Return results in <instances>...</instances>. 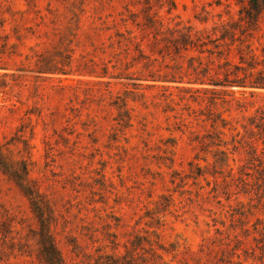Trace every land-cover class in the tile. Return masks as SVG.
<instances>
[{"label": "rangeland", "instance_id": "rangeland-1", "mask_svg": "<svg viewBox=\"0 0 264 264\" xmlns=\"http://www.w3.org/2000/svg\"><path fill=\"white\" fill-rule=\"evenodd\" d=\"M145 2L0 0V143L29 163L67 264H264V89L228 87L194 101L151 81L135 89L77 71L91 59L126 68L131 57L113 52L109 36L135 28ZM175 2L170 13L159 9L164 21L200 28L239 9L234 0ZM247 40L263 58L264 19ZM235 47L229 59L238 63ZM118 95L131 126L111 104ZM215 115L226 119L217 125L228 164L208 136ZM37 228L28 199L0 170V264H45Z\"/></svg>", "mask_w": 264, "mask_h": 264}, {"label": "trees", "instance_id": "trees-1", "mask_svg": "<svg viewBox=\"0 0 264 264\" xmlns=\"http://www.w3.org/2000/svg\"><path fill=\"white\" fill-rule=\"evenodd\" d=\"M239 6L237 17L230 15L226 20L215 21L210 27H197L194 24H183L177 22L171 24L165 22L159 14V9L167 7L170 13L176 8L175 0H146L141 10L142 20L132 18L135 28L126 27L125 31L116 29L110 35V47L115 52L122 49L125 57H131V61H126L124 70L111 72L110 62L98 63L91 59L92 65L85 64L77 71L80 75H89L97 78L96 83H109L106 77L127 79L132 81V85L137 88H149V81L153 82L150 87H159L166 91L175 88L179 91L191 93L190 97L182 95L181 99H193L197 101L200 93H212L213 96L219 92L226 91L228 87L243 88H263L264 89V57L256 52L252 43L247 42L254 31L260 29L264 19V0H234ZM220 3H218L219 5ZM211 5V4H210ZM157 6V8H155ZM229 6V5H228ZM230 13V10H227ZM208 14V12H207ZM201 22L206 23V15L196 16ZM124 22L128 21L123 19ZM79 27V26H78ZM138 30V32H137ZM239 62L234 63L229 56L235 46ZM134 52V53H133ZM264 52V49H263ZM121 51L114 53L119 56ZM114 56V57H116ZM72 63V56L69 58ZM156 62H160L156 71L144 73L141 71L125 72V70L142 64L149 69V66L157 67ZM118 64H113L117 70ZM60 71H65L60 68ZM82 81V80H80ZM132 90L126 89L125 93ZM197 93V95H196ZM119 109V118L125 126L132 125V116L127 106V96L118 95L111 102ZM212 118V126L226 122L225 118L217 115ZM216 126L214 135L208 134L219 154V161L228 164V149H222L226 141L221 136L222 131ZM194 132V131H193ZM251 139V138H250ZM253 149L256 146L253 140H246ZM206 140L202 143L204 144ZM233 151H236L235 149ZM234 153V152H232ZM0 170L7 175L21 190L30 203L31 211L37 221L36 239L39 250V259L45 264H67L56 239L51 230L52 227V207L42 195L36 183L30 176L29 163L26 160L15 159L10 156L0 143ZM117 245V243H115ZM139 242L132 243V249L126 248V255L133 257ZM165 251H169L161 246ZM125 255H123L124 257ZM118 258V257H117ZM114 260V258H110Z\"/></svg>", "mask_w": 264, "mask_h": 264}]
</instances>
